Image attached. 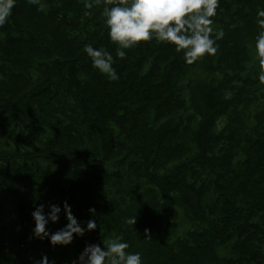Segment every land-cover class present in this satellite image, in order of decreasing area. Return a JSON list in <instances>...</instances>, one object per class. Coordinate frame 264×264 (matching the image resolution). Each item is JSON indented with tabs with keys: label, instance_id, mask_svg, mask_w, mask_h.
<instances>
[{
	"label": "trees",
	"instance_id": "trees-1",
	"mask_svg": "<svg viewBox=\"0 0 264 264\" xmlns=\"http://www.w3.org/2000/svg\"><path fill=\"white\" fill-rule=\"evenodd\" d=\"M41 2L15 0L0 23V264H74L117 237L142 264H264V0H219L217 52L193 64L156 39L118 58L105 0ZM65 202L96 230L35 238V208L61 207L54 233Z\"/></svg>",
	"mask_w": 264,
	"mask_h": 264
},
{
	"label": "clouds",
	"instance_id": "clouds-1",
	"mask_svg": "<svg viewBox=\"0 0 264 264\" xmlns=\"http://www.w3.org/2000/svg\"><path fill=\"white\" fill-rule=\"evenodd\" d=\"M27 2L36 5L38 11H44L41 0ZM105 3L102 15L108 36L117 45L116 56L121 60L126 56L124 50L156 39L174 45L177 52L183 53L185 63L193 64L205 55H215L216 42L223 37L222 31L214 29L212 19L216 16L219 0H105ZM109 3H112L111 7L107 6ZM14 4L15 0H0V23L5 22ZM257 26L260 31L255 38V51L261 68L259 80L264 83V9L257 10ZM85 52L94 69L109 79H117L113 56L107 50L86 46ZM48 207L47 213L42 205L33 211V235L37 239H48L52 246H68L74 237H82L85 231L97 228L95 219H90L86 227L82 226L65 202L63 212L67 224L50 233L47 230L49 222L59 221L61 207ZM89 211L95 214V209ZM103 244V248L98 244L86 246L74 264H142L139 253L126 252L129 245L121 238L104 240ZM37 264H49L48 258L42 257Z\"/></svg>",
	"mask_w": 264,
	"mask_h": 264
}]
</instances>
